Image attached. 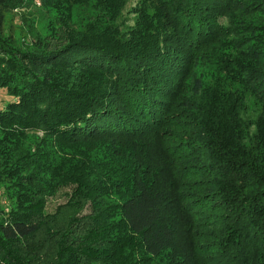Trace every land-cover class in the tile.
I'll return each instance as SVG.
<instances>
[{
    "label": "trees",
    "instance_id": "1",
    "mask_svg": "<svg viewBox=\"0 0 264 264\" xmlns=\"http://www.w3.org/2000/svg\"><path fill=\"white\" fill-rule=\"evenodd\" d=\"M26 1L0 0V264H264V0H133L131 25L132 0H30L50 20L29 47L3 32ZM65 185L73 210L49 220Z\"/></svg>",
    "mask_w": 264,
    "mask_h": 264
},
{
    "label": "rangeland",
    "instance_id": "2",
    "mask_svg": "<svg viewBox=\"0 0 264 264\" xmlns=\"http://www.w3.org/2000/svg\"><path fill=\"white\" fill-rule=\"evenodd\" d=\"M32 1L27 0L24 5L16 10L13 11V13H8L6 22H4V30L6 35L12 36L18 44L20 45H27L28 47L36 40V38L40 36H44L47 32V23L50 20V14L47 9H44L41 3L35 2V5L31 3ZM138 2L136 1H129L127 3V7L124 11L121 23L124 25H131L132 24V18L134 17V13L132 12L135 8L138 7ZM246 20V19H245ZM229 19L226 18V24L229 25ZM201 62L196 65L195 67V72L193 73V76L195 75V79L193 80L192 78L189 79L190 83V89H194V87L199 86L200 81L202 80L203 82H206L207 80H210L211 77L210 75L212 74L214 70L213 64L206 58H202L200 60ZM12 100V98L6 96L4 91L0 90V108L4 105L5 102ZM184 129H188L189 127H183ZM191 128V127H190ZM182 129V128H180ZM40 136V135H39ZM182 142L181 145L177 147V152L178 154V163L183 165L185 167L184 170L192 171L191 165H195L196 163L202 161L204 158L200 156L201 154L200 149H196V151L193 154H190L186 148L190 146L191 144L197 142V136H189L186 140L178 141ZM177 142V143H178ZM26 146L28 144L26 143ZM196 154V155H195ZM199 175V174H198ZM201 179V177H198L197 175L193 178V183L190 184L189 189H183L185 193L192 195L195 194H200L203 190V183H198L197 179ZM208 183V179L205 178L204 181ZM6 186V185H5ZM75 186L73 185H65L64 187L60 188L57 193L53 196H49L46 200V208L44 210L46 215H53L49 217L50 218L55 217L59 223L65 221L66 219L69 218L70 213L72 212L73 209H68L69 204L72 201L73 194H74ZM187 190V191H186ZM6 188L4 187L3 182H0V218H3L7 216L10 212V208L13 207L12 202H10L7 194L5 195ZM88 205H86L85 209H83L82 214H88ZM67 209L66 212H64ZM194 215H192L191 219L195 220L196 222H200L201 225L208 224L210 221H215L214 217H210L207 220V211L206 210H195ZM81 214V213H80ZM199 224V223H197ZM209 232L213 229H207ZM203 230L202 232H205ZM203 236L199 234L198 237H196V234L194 233V239L195 240H201ZM49 240L48 234L46 232H40L34 239L29 240L28 242H24V247L31 249V250H36V252H41L44 250L45 245L47 244V241ZM51 240V239H50ZM204 241V240H202ZM185 247L183 239H180L178 242V248L177 246H174L172 251L175 254H178L177 252L178 249L181 251L182 248ZM34 252V251H33ZM171 252V249L167 254ZM27 253V252H26ZM32 255V253H29ZM166 254V255H167ZM180 254V252H179ZM164 263V262H162Z\"/></svg>",
    "mask_w": 264,
    "mask_h": 264
}]
</instances>
